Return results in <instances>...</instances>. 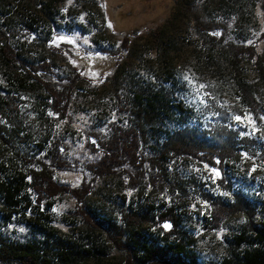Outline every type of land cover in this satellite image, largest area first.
I'll return each mask as SVG.
<instances>
[{
  "label": "rangeland",
  "instance_id": "374dc122",
  "mask_svg": "<svg viewBox=\"0 0 264 264\" xmlns=\"http://www.w3.org/2000/svg\"><path fill=\"white\" fill-rule=\"evenodd\" d=\"M21 59L46 64L53 84L79 75L65 117L43 89L13 81L24 78ZM1 67L10 105L0 108V182L14 194L0 192L6 242L55 249L68 240L83 264H174L172 254L147 259L142 246L179 243L184 260L214 264L258 222L261 209L251 219L236 202H264V0H0ZM184 127H226L234 156L210 165L172 150L170 134ZM128 131L143 169L94 174L102 144ZM44 166L59 185H86L82 203L44 199L32 176Z\"/></svg>",
  "mask_w": 264,
  "mask_h": 264
},
{
  "label": "trees",
  "instance_id": "16d2710c",
  "mask_svg": "<svg viewBox=\"0 0 264 264\" xmlns=\"http://www.w3.org/2000/svg\"><path fill=\"white\" fill-rule=\"evenodd\" d=\"M17 56V55H16ZM15 56V57H16ZM6 57V56H5ZM9 61V57L6 58ZM23 67L24 78L15 75V81L19 87L29 85L34 90L43 89L49 94L51 108L61 118L67 115L69 109L73 89L77 80L75 78H66L58 84H53L45 79V75L50 72L46 64H40L38 61H28L26 59L18 60ZM16 62V61H15ZM13 62V64L15 63ZM8 67V63H6ZM10 76L6 75L4 67L0 68V108L10 105L6 98L2 96L4 82H8ZM234 90L241 98L243 103L250 104L255 100L250 95L246 94L243 89V83L235 79ZM138 97L137 100H140ZM156 97L152 99L153 101ZM152 101V102H153ZM246 101V102H244ZM139 102V101H138ZM152 102L148 103L146 109V120H154L156 115V105ZM144 109V108H143ZM144 112V110H142ZM141 112V111H140ZM223 119H229V116L224 113L221 115ZM167 144L172 150L190 154L196 157H201L210 165L215 163H223L226 159H231L234 156L235 140L233 134L226 127L215 128L213 132H202L192 127H184L172 132L169 136ZM139 140L135 132H123L111 140L102 144L103 159L96 165L90 166V170L100 176L117 174L121 169L132 168L137 171L143 169L142 165H138L140 158ZM63 167L69 166L64 164ZM33 185L38 189L39 194L44 199H53L57 196L71 194L75 196L80 204L82 203L88 187L83 185L80 188L71 189L66 186L59 185L53 180V172L49 171L45 166L40 172H33ZM23 182L17 187V192L21 190ZM262 195L264 196V185ZM0 192H5V199L12 200L14 194L10 190L9 184L0 182ZM4 199V200H5ZM5 200V201H6ZM236 207L239 211H243L249 215L251 219L255 209H261V214L258 222L251 221V230H243L238 236L236 249L231 250L219 262L214 264H264V202L260 204L257 199L241 198L236 202ZM78 212L87 219V213L83 207L78 208ZM88 221H93L90 218ZM253 222V223H252ZM132 238L130 239V241ZM143 250L147 259H155L156 257H166L169 254L173 255L174 264H196V260H184L181 256L185 252L184 246L181 244H163L161 246H153L148 248L143 245ZM42 253L46 255L43 260ZM50 255V257H48ZM41 258V260L39 259ZM85 256L78 249L75 243L68 240H57L55 249L46 244L39 247L35 244H21L6 242L0 235V263H20V264H83ZM189 261V262H188ZM131 263V262H130Z\"/></svg>",
  "mask_w": 264,
  "mask_h": 264
},
{
  "label": "snow or ice",
  "instance_id": "6c2138e0",
  "mask_svg": "<svg viewBox=\"0 0 264 264\" xmlns=\"http://www.w3.org/2000/svg\"><path fill=\"white\" fill-rule=\"evenodd\" d=\"M60 39H61V40H63V39H64V37H60ZM236 119H237V120H240V119H241V117L237 116V117H236ZM249 119H250V118H249ZM216 175H219V173L217 172V173H216ZM164 227H165V228H169V227H170V225H167V224H166V225H164ZM19 230H20L21 232H23V231H24V229H23V228H20Z\"/></svg>",
  "mask_w": 264,
  "mask_h": 264
}]
</instances>
